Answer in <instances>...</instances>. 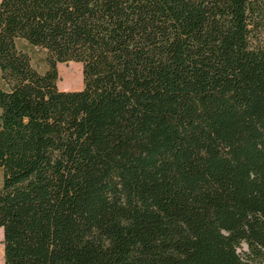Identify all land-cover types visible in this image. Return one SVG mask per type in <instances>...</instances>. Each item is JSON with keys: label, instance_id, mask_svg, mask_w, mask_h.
<instances>
[{"label": "trees", "instance_id": "16d2710c", "mask_svg": "<svg viewBox=\"0 0 264 264\" xmlns=\"http://www.w3.org/2000/svg\"><path fill=\"white\" fill-rule=\"evenodd\" d=\"M0 171V264H264V0H0Z\"/></svg>", "mask_w": 264, "mask_h": 264}, {"label": "rangeland", "instance_id": "374dc122", "mask_svg": "<svg viewBox=\"0 0 264 264\" xmlns=\"http://www.w3.org/2000/svg\"><path fill=\"white\" fill-rule=\"evenodd\" d=\"M29 52L32 57L33 63L44 70V53L37 48H30ZM59 80L58 88L62 91L80 90L83 87L82 66L77 62H66L58 64ZM2 181V172L0 171V185ZM2 230V229H0ZM4 261V243H3V230L0 231V262Z\"/></svg>", "mask_w": 264, "mask_h": 264}]
</instances>
